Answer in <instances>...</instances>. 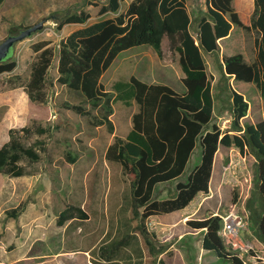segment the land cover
<instances>
[{
    "label": "trees",
    "instance_id": "trees-1",
    "mask_svg": "<svg viewBox=\"0 0 264 264\" xmlns=\"http://www.w3.org/2000/svg\"><path fill=\"white\" fill-rule=\"evenodd\" d=\"M92 1L87 3L97 5ZM123 1H102L99 14L105 17L91 23H88L91 15L84 9L57 18L59 29L66 24L82 26L64 37L57 51L49 46L48 40L33 44L37 55L25 84L29 99L36 103L47 101V86L54 85L49 70L57 54V82L81 97L80 103H64L66 108L89 116L91 110L85 104H90L100 110L98 116H93L92 123L106 125L113 133L115 128L110 116L114 114V102L120 101L126 107L133 103L138 106L132 115L130 131L125 137L114 136L106 158L131 177L132 212L139 219L138 227L153 255H160L165 249H156L148 239L146 220L184 209L199 193H207L214 156L220 146L237 148L241 154H252L256 165L255 191L247 201L249 214L242 215L248 226L257 224L264 244V119L255 124H242L248 114L249 102L230 83L231 78L253 82L264 102V0H254L249 25L240 19L234 0H205V9L193 19L186 0H131L125 7ZM3 2L0 0V4ZM234 26L256 32L254 61L247 62L242 54L220 56L219 40L229 35ZM27 27L13 25L9 33L15 34ZM165 38L169 51L177 57L184 73L185 91H176L165 83H148L135 75L114 82L112 90L105 88L101 77L120 52L145 45L151 46L162 58ZM204 53L219 59L220 85L216 84V87L220 94L228 92L225 100L229 101L232 121L225 132L216 121L215 84L211 83ZM17 65L12 48L0 62V74L12 72ZM18 131H29V127L10 128L9 140L0 147V172L11 177L23 176L25 169L19 164L22 157L38 160L37 146L43 148L45 144L36 140L32 145L24 146ZM198 145L199 164L185 180H179L169 190L167 197H158L157 185L181 178ZM68 159L71 163L76 161L75 156L68 155ZM21 210L22 206H19L6 213L17 219ZM74 218H87V214L80 206L67 204L60 211L57 222L63 225ZM186 226L192 231L203 232V249L230 260L231 264H246L240 250L233 249L220 235V215L190 219ZM125 241H112L101 248V259H95V264H119L117 253ZM158 264L166 263L159 259Z\"/></svg>",
    "mask_w": 264,
    "mask_h": 264
},
{
    "label": "rangeland",
    "instance_id": "rangeland-1",
    "mask_svg": "<svg viewBox=\"0 0 264 264\" xmlns=\"http://www.w3.org/2000/svg\"><path fill=\"white\" fill-rule=\"evenodd\" d=\"M87 1L4 0L0 4V42L10 35L9 28L13 25L27 27L46 20L41 30L13 46L17 67L0 74V147L9 140L10 128L29 127V131H18L24 146L36 140L45 142L43 148L37 146L38 160L26 156L20 160L19 164L25 169L23 176L11 177L0 172V264H95V259H101V248L121 239H126V243L117 253L119 264H158L159 258L166 264H231L230 260L203 249L202 233H191L201 231H192L186 225L176 230L171 225H157L151 222L156 218L151 217L145 222L148 239L156 249L164 248L166 252L163 256L153 255L149 250L146 237L138 227L139 219L132 212L131 177L106 158L114 136H125L131 129L132 115L138 110L135 103L126 107L120 101L114 102V114L110 116L115 128L113 133L106 125L92 123L93 116H98L100 110L90 104H85L91 110L89 116L66 108L64 103H80L81 97L57 82V54L49 70L54 85L47 86V101L36 103L29 99L25 84L37 55L33 44L48 40L49 46L57 51L59 42L82 26L66 24L59 29L57 18L65 14L84 9L91 15L88 23L105 17L99 14L104 0H93L97 5ZM130 1L124 0L123 6ZM188 1L194 7L196 0ZM21 30L23 28L16 33ZM255 38L253 29L233 27L220 42L221 56L242 54L247 62L254 61ZM166 44L167 39L162 58L151 46L145 45L120 52L102 75L101 82L107 90H112L114 82L135 75L146 82L165 83L181 91L185 88L180 80L183 71ZM204 56L211 83L215 84V111L219 117L216 121L225 132L230 129L232 118L229 101L225 100L228 92L220 94L216 87L220 85L219 59L216 55L204 53ZM233 83L249 102L242 124L263 120L264 102L256 85L234 79ZM219 94L221 97L217 98ZM225 118L230 119L226 127ZM199 153L198 145L183 178L199 164ZM68 155L75 156L76 161L71 163ZM246 157L240 181L230 185L226 211L234 209L240 214H249L247 201L255 191L256 165L252 154L247 153ZM164 186L172 188V185ZM67 204L83 208L87 218H74L58 225L59 213ZM19 206L22 210L17 219L7 215V211ZM260 239L257 224L251 223L231 243L225 241L240 250L246 264H264V244Z\"/></svg>",
    "mask_w": 264,
    "mask_h": 264
},
{
    "label": "crops",
    "instance_id": "crops-1",
    "mask_svg": "<svg viewBox=\"0 0 264 264\" xmlns=\"http://www.w3.org/2000/svg\"><path fill=\"white\" fill-rule=\"evenodd\" d=\"M186 1H187L188 10L190 12L192 19L195 18V16L198 14V12L201 9H205V4H204L205 0H196V2L194 3V7H192L190 1H188V0H186ZM233 5H234L236 11L238 12L240 19L243 21V23L246 25H249L250 24V17H251V14L253 12V9H254V0H249V2H247V3L245 2V0H234ZM231 32H232V30H231ZM165 39L163 40L162 48L164 47ZM222 40H223L222 38L219 40V45H220V42ZM166 45L168 48V42ZM163 51H164V48H163ZM220 56H221V47H220ZM183 77H184V73H183V75L180 76L181 82H182ZM230 83H231L232 87L234 88L233 78L230 79ZM234 89H236V88H234ZM183 91H185V88L181 89V91H179V92H183ZM238 92H240V91H238ZM131 127H132V123L130 125V128ZM129 131H130V129H129ZM128 132L126 133V135L128 134ZM119 136H121V135H119ZM125 136H121V137H125ZM193 153H192V155H193ZM239 154H240V152L237 148L220 146L218 148L217 152L215 153V156H214L212 174H211V178L209 181V191L207 193H199L196 196V198L184 209L173 211V212L166 213V214L157 215V216H152L151 219L156 218V221L151 220V222L157 223V225L161 224V226L162 225L163 226L171 225L172 227H176L175 228V230H176V229L180 228L182 225H186L187 220L202 219V218L208 217L209 215H215V213L223 214L224 212H226L224 206H226L228 201L230 200V190L232 187L228 184H221L220 183V174H221L223 164L229 162L230 159L238 160ZM199 158H200V153L198 154V159ZM190 160H191V158H190ZM190 160H189V162H190ZM189 162H188V164H189ZM179 180H185V178H183V176H182L178 180H174L173 184L171 182H169V184H167V185H172V188H171V186H167V188H166L164 186V185H166V183H162V184L157 185L156 190H157L158 197H160V198L167 197L169 195V190L173 189L174 185ZM162 189H164V190L161 192ZM204 194H205V196L202 197ZM199 200H201V202H199ZM191 233H193V234L202 233V235H203V232H196V233L191 232ZM247 244L251 245L250 242H248ZM170 246H173V245H170ZM164 252H166V251H164ZM163 254L164 253L162 252L161 255L163 256ZM159 259H162V258H159Z\"/></svg>",
    "mask_w": 264,
    "mask_h": 264
},
{
    "label": "built area",
    "instance_id": "built-area-1",
    "mask_svg": "<svg viewBox=\"0 0 264 264\" xmlns=\"http://www.w3.org/2000/svg\"><path fill=\"white\" fill-rule=\"evenodd\" d=\"M230 122L229 118H225L223 125ZM247 153L239 154L238 160L230 159L229 162L223 164L221 174H220V183L228 185H237L240 181L241 170L245 166L247 160ZM222 218V227L219 231L220 235L228 242L231 243L232 239L238 237L240 232L243 231L247 222L244 219V216L237 212L236 210H227L223 214H218ZM235 245V243H232Z\"/></svg>",
    "mask_w": 264,
    "mask_h": 264
},
{
    "label": "water",
    "instance_id": "water-1",
    "mask_svg": "<svg viewBox=\"0 0 264 264\" xmlns=\"http://www.w3.org/2000/svg\"><path fill=\"white\" fill-rule=\"evenodd\" d=\"M46 20H40L39 22L21 30L18 33L8 35L2 42H0V62L4 60L13 46L24 40L25 38L31 36L34 32L41 30L45 24Z\"/></svg>",
    "mask_w": 264,
    "mask_h": 264
}]
</instances>
